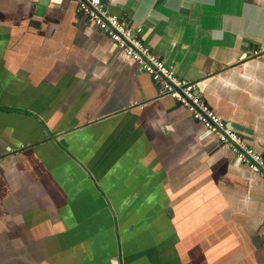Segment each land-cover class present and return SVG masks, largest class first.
<instances>
[{
  "label": "crops",
  "instance_id": "obj_1",
  "mask_svg": "<svg viewBox=\"0 0 264 264\" xmlns=\"http://www.w3.org/2000/svg\"><path fill=\"white\" fill-rule=\"evenodd\" d=\"M264 155V0H100ZM0 264H264V181L71 0H0Z\"/></svg>",
  "mask_w": 264,
  "mask_h": 264
},
{
  "label": "built area",
  "instance_id": "obj_2",
  "mask_svg": "<svg viewBox=\"0 0 264 264\" xmlns=\"http://www.w3.org/2000/svg\"><path fill=\"white\" fill-rule=\"evenodd\" d=\"M78 14L94 22L126 56L135 62L138 69L148 74L163 94L171 96L185 107L191 117L202 125L219 143L229 147L237 160L249 170L258 173L264 181V155L257 152L244 134L229 126L207 104L198 92L197 83L179 77L174 70L154 53L139 37L141 27L131 30L126 22L110 13L100 0H71Z\"/></svg>",
  "mask_w": 264,
  "mask_h": 264
},
{
  "label": "water",
  "instance_id": "obj_3",
  "mask_svg": "<svg viewBox=\"0 0 264 264\" xmlns=\"http://www.w3.org/2000/svg\"><path fill=\"white\" fill-rule=\"evenodd\" d=\"M131 34L133 33V31L130 32ZM197 87L200 89L201 88V85L200 84H197ZM177 104H179L178 102H176ZM233 128H236V129H241V126H237L236 124H232ZM208 132V131H207Z\"/></svg>",
  "mask_w": 264,
  "mask_h": 264
}]
</instances>
